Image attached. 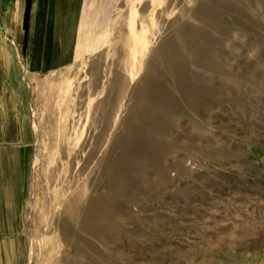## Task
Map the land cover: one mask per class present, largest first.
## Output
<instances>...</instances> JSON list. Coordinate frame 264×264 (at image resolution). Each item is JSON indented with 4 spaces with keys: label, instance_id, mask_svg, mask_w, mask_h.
<instances>
[{
    "label": "rangeland",
    "instance_id": "obj_1",
    "mask_svg": "<svg viewBox=\"0 0 264 264\" xmlns=\"http://www.w3.org/2000/svg\"><path fill=\"white\" fill-rule=\"evenodd\" d=\"M109 39L26 77L27 264H264V0H115Z\"/></svg>",
    "mask_w": 264,
    "mask_h": 264
},
{
    "label": "crops",
    "instance_id": "obj_2",
    "mask_svg": "<svg viewBox=\"0 0 264 264\" xmlns=\"http://www.w3.org/2000/svg\"><path fill=\"white\" fill-rule=\"evenodd\" d=\"M114 2L0 0V264L28 259L20 215L35 133L26 77L65 69L103 51L110 42Z\"/></svg>",
    "mask_w": 264,
    "mask_h": 264
}]
</instances>
